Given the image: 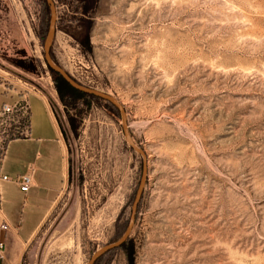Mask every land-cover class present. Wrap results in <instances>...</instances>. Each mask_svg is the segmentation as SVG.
I'll return each instance as SVG.
<instances>
[{"label": "rangeland", "instance_id": "obj_1", "mask_svg": "<svg viewBox=\"0 0 264 264\" xmlns=\"http://www.w3.org/2000/svg\"><path fill=\"white\" fill-rule=\"evenodd\" d=\"M54 64L122 106L146 176L92 264H264V0H52ZM44 0H0V82L45 97L67 172L21 264H87L126 229L143 157L44 59Z\"/></svg>", "mask_w": 264, "mask_h": 264}, {"label": "crops", "instance_id": "obj_2", "mask_svg": "<svg viewBox=\"0 0 264 264\" xmlns=\"http://www.w3.org/2000/svg\"><path fill=\"white\" fill-rule=\"evenodd\" d=\"M24 95L28 136L9 141L0 172L13 177L30 170L32 186L23 192L16 183L0 180V264H21L26 243L52 209L67 172L64 141L45 97L0 82V106Z\"/></svg>", "mask_w": 264, "mask_h": 264}, {"label": "water", "instance_id": "obj_3", "mask_svg": "<svg viewBox=\"0 0 264 264\" xmlns=\"http://www.w3.org/2000/svg\"><path fill=\"white\" fill-rule=\"evenodd\" d=\"M45 1L49 7L50 17H49L47 34H46V37L44 40V59H45L46 65L48 66L49 70H51V71L57 73L59 76H61L74 89H77V90L84 92V93H87V94H91V95L100 97L101 99H103L105 101H109L110 103H112L118 109V111L120 113L122 126H123L125 137H126L128 143L138 154H140L143 157V169H142L141 180H140V183H139L137 190L135 192L134 200L132 202V207H131V214H130V217L128 219L126 229L123 232V234L120 236V238H118L115 242H112L110 244H107V245L101 247L97 252L94 253V255L92 256L90 261L87 263V264H92L98 257L103 255L105 252L120 247L128 239L130 230L132 228V225H133V222L135 219L136 208H137V205H138V202L140 199V195L142 192L143 184L145 181V176H146L145 160L146 159H145V154H144L143 150L141 148H139L138 146H136L130 139V136H129V134L127 132V128H126V115H125L123 106L114 97H112L111 95H109L107 93L81 86L65 70H63L62 68H60L59 66H57L56 64L53 63L52 58L50 56L49 48H50L52 38H53V35L55 32L56 11H55L54 4H53L52 0H45Z\"/></svg>", "mask_w": 264, "mask_h": 264}, {"label": "built area", "instance_id": "obj_4", "mask_svg": "<svg viewBox=\"0 0 264 264\" xmlns=\"http://www.w3.org/2000/svg\"><path fill=\"white\" fill-rule=\"evenodd\" d=\"M27 93V91H25ZM29 108L26 99V95L21 100H17L13 103H3L0 106V168L5 156L6 148L10 140L28 136L29 123ZM0 180H7L16 183L20 190L27 192L32 186V174L30 170L17 175L9 176L0 172ZM2 227H6L2 224ZM2 244H0V249ZM0 257L1 250H0Z\"/></svg>", "mask_w": 264, "mask_h": 264}, {"label": "trees", "instance_id": "obj_5", "mask_svg": "<svg viewBox=\"0 0 264 264\" xmlns=\"http://www.w3.org/2000/svg\"><path fill=\"white\" fill-rule=\"evenodd\" d=\"M44 4H45V7H46V9H47V11L49 10V7H48V4L46 3V1L44 0ZM49 24V23H48ZM51 71V70H50ZM52 73H54V74H56L57 75V77L61 80V82L64 84V85H66L67 87H69V88H71V89H73V90H75V91H77V92H79V93H81V94H83V95H85V96H87V97H91V98H94V99H101L100 97H97V96H94V95H91V94H87V93H84V92H81V91H79V90H77V89H74L73 87H71L61 76H59L57 73H55V72H53V71H51ZM102 100V99H101ZM108 104H110L112 107H114V108H116L112 103H110L109 101H106ZM116 110H118L117 108H116ZM125 243V242H124ZM123 243V244H124ZM122 244V245H123ZM121 245V246H122ZM113 250V249H112ZM109 251H111V250H109ZM109 251H107V252H109ZM107 252H105L104 254H106ZM103 254V255H104Z\"/></svg>", "mask_w": 264, "mask_h": 264}]
</instances>
